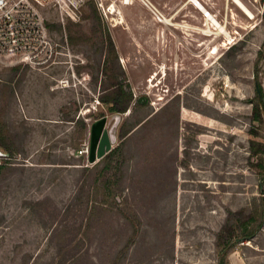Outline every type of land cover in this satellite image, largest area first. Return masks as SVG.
<instances>
[{
	"label": "rangeland",
	"instance_id": "374dc122",
	"mask_svg": "<svg viewBox=\"0 0 264 264\" xmlns=\"http://www.w3.org/2000/svg\"><path fill=\"white\" fill-rule=\"evenodd\" d=\"M198 1L213 20L189 0L156 34L163 18L120 2L115 19L50 11L55 67L0 65V264H264V221L224 255L217 238L264 195V0H240L252 17ZM114 83L132 93L125 113L101 102ZM116 114L121 151L99 178L90 126Z\"/></svg>",
	"mask_w": 264,
	"mask_h": 264
},
{
	"label": "built area",
	"instance_id": "2783aa9c",
	"mask_svg": "<svg viewBox=\"0 0 264 264\" xmlns=\"http://www.w3.org/2000/svg\"><path fill=\"white\" fill-rule=\"evenodd\" d=\"M109 3L107 4V2ZM148 5L146 0H140ZM130 5L133 0H0V65L24 63L33 68L55 67L59 44L47 20L50 11L63 21H77L83 10L93 3L104 19L120 18L117 4ZM157 20L162 15L153 11Z\"/></svg>",
	"mask_w": 264,
	"mask_h": 264
},
{
	"label": "trees",
	"instance_id": "16d2710c",
	"mask_svg": "<svg viewBox=\"0 0 264 264\" xmlns=\"http://www.w3.org/2000/svg\"><path fill=\"white\" fill-rule=\"evenodd\" d=\"M94 9V8H93ZM95 10V9H94ZM107 43L109 44L111 50H114V47L111 43L110 38L107 39ZM107 91L109 92L108 95L101 97V102L106 105L107 110L109 112L114 113H125L127 110H129L130 104L132 103L133 96L132 93L129 91H126L123 87L122 83H114L111 84ZM256 102L253 104V119L257 121H261V113L263 112L264 116V109L262 108V105L264 104V95L262 92V89L259 87L256 91ZM137 122L135 125L131 127L128 131L121 132V138H124L131 130H133L138 124ZM264 147V145H262ZM261 148L262 152L264 151V148ZM121 151V147L118 146L114 149H112L110 152H108L102 159H100L93 167L98 170V176L100 177H106L109 172L113 169L114 161L118 157V154ZM256 155V154H253ZM259 162L257 164L258 167H260V171H264V166L262 159L259 158ZM101 167L99 168V166ZM97 178V179H99ZM96 179V180H97ZM233 215H231L232 218ZM230 218V219H231ZM230 219H227L226 223L223 225L221 232L218 234V243L222 245L221 254L224 255L225 250L227 248L231 247L233 244L234 238L240 236L243 240H249L256 231L261 227L263 221H264V195L263 192H261L260 198L255 200L253 202V208L251 210V213L244 221H238L236 223H230ZM238 231H240V234L237 235ZM224 264L223 258H221V263ZM226 264V263H225Z\"/></svg>",
	"mask_w": 264,
	"mask_h": 264
},
{
	"label": "crops",
	"instance_id": "0c3cea01",
	"mask_svg": "<svg viewBox=\"0 0 264 264\" xmlns=\"http://www.w3.org/2000/svg\"><path fill=\"white\" fill-rule=\"evenodd\" d=\"M146 1L148 2V5H145L140 0H133L132 4L127 6L122 5V7L124 8V10L129 12L128 14H130L131 17L134 19H136L138 16L136 15L137 11L135 12L133 9H137V10L142 9L144 15L147 16L151 15L152 18H155L153 11H157L162 15L163 18L168 19L170 24L164 22H158L159 25H156L155 21L150 22L151 26H148V29L153 31L154 34L158 33L160 30L162 31L172 30L171 21L173 19L183 20V18H185L187 14L186 8L189 0H146ZM175 22L177 26L174 29L180 32L179 29H181L183 26L181 25L180 21H175Z\"/></svg>",
	"mask_w": 264,
	"mask_h": 264
},
{
	"label": "water",
	"instance_id": "95a60500",
	"mask_svg": "<svg viewBox=\"0 0 264 264\" xmlns=\"http://www.w3.org/2000/svg\"><path fill=\"white\" fill-rule=\"evenodd\" d=\"M119 117L120 114H116L114 116L115 121L108 130L104 128L106 124V117H102L99 120H96L90 126V142L88 152L89 162L96 163L112 150V144L114 143L115 139L113 134L114 128L117 125ZM0 154L8 155V153L3 152L1 148Z\"/></svg>",
	"mask_w": 264,
	"mask_h": 264
},
{
	"label": "bare ground",
	"instance_id": "6f19581e",
	"mask_svg": "<svg viewBox=\"0 0 264 264\" xmlns=\"http://www.w3.org/2000/svg\"><path fill=\"white\" fill-rule=\"evenodd\" d=\"M203 14L207 17L208 20H213L212 15L200 4L198 0H190ZM247 16L252 17L253 14L251 11L240 1V0H232ZM164 23H168V19L163 18L161 20ZM154 75V74H153Z\"/></svg>",
	"mask_w": 264,
	"mask_h": 264
}]
</instances>
